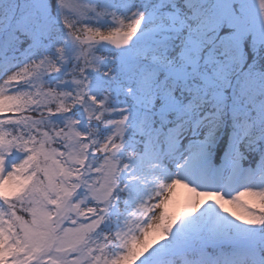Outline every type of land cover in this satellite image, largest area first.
<instances>
[{"label": "snow or ice", "instance_id": "6c2138e0", "mask_svg": "<svg viewBox=\"0 0 264 264\" xmlns=\"http://www.w3.org/2000/svg\"><path fill=\"white\" fill-rule=\"evenodd\" d=\"M0 264H264V0H0Z\"/></svg>", "mask_w": 264, "mask_h": 264}, {"label": "rangeland", "instance_id": "374dc122", "mask_svg": "<svg viewBox=\"0 0 264 264\" xmlns=\"http://www.w3.org/2000/svg\"><path fill=\"white\" fill-rule=\"evenodd\" d=\"M191 195L192 194L188 191V189L178 185V187H176L175 194L173 195L172 193L173 197L168 205V213L170 215H175L176 213L181 211L190 199ZM229 211H235V209L229 206Z\"/></svg>", "mask_w": 264, "mask_h": 264}, {"label": "bare ground", "instance_id": "6f19581e", "mask_svg": "<svg viewBox=\"0 0 264 264\" xmlns=\"http://www.w3.org/2000/svg\"><path fill=\"white\" fill-rule=\"evenodd\" d=\"M178 187V186H177ZM175 192H176V188H175V190H174V192H173V195L175 194ZM173 197V196H172Z\"/></svg>", "mask_w": 264, "mask_h": 264}]
</instances>
